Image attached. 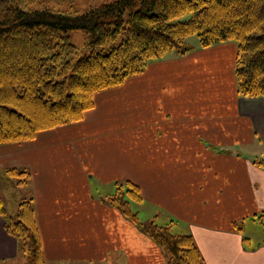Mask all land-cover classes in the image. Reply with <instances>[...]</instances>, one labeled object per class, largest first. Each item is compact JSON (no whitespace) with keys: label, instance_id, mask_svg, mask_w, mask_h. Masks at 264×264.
Here are the masks:
<instances>
[{"label":"crops","instance_id":"obj_1","mask_svg":"<svg viewBox=\"0 0 264 264\" xmlns=\"http://www.w3.org/2000/svg\"><path fill=\"white\" fill-rule=\"evenodd\" d=\"M191 46L96 92L80 120L0 144L17 206L32 198L45 264H166L101 193L126 180L164 225L191 234L203 264H264V242L241 225L264 217V166L248 153L264 148V99L238 92L235 41ZM7 167L26 168L27 182L16 186ZM20 254L0 216V264Z\"/></svg>","mask_w":264,"mask_h":264},{"label":"trees","instance_id":"obj_2","mask_svg":"<svg viewBox=\"0 0 264 264\" xmlns=\"http://www.w3.org/2000/svg\"><path fill=\"white\" fill-rule=\"evenodd\" d=\"M36 1L0 0V144L80 120L96 92L122 84L171 49L190 51L185 39L192 34L200 47L235 41L238 92L264 99V0H113L83 12L33 8ZM184 14L187 19H177ZM74 30L84 31L83 48L69 41ZM254 164L263 167L264 159ZM4 171L18 187L30 175L23 167ZM123 185L128 199L142 200L138 187L126 180L116 184L110 201L138 222L130 200L114 202ZM0 216L25 264H44L32 198L18 202L15 216L7 215L0 198ZM143 229L167 252L166 264H203L190 233L154 221Z\"/></svg>","mask_w":264,"mask_h":264},{"label":"rangeland","instance_id":"obj_3","mask_svg":"<svg viewBox=\"0 0 264 264\" xmlns=\"http://www.w3.org/2000/svg\"><path fill=\"white\" fill-rule=\"evenodd\" d=\"M111 1H113V0H37L32 5V7L39 9L45 5V6H49V7H54V8L59 9V10H71V11L77 10L79 12H83V11L87 10L89 7H96L102 3L111 2ZM128 12H129V10H126L125 17L128 16ZM188 16H189V14H184L182 16H179L177 19L178 20H185L188 18ZM84 37H85V33L83 30H74V31H71L68 33L69 41L71 43H73L75 46H77L78 48H83ZM185 41L187 43H189L190 45H194V44L198 43V39H197V36L195 34L188 36L185 39ZM108 46H109V44L105 45V48H107ZM52 51H53V47H52V42H51L50 43V52H52ZM87 52H88V50H86V53ZM248 151H249L248 152L249 154H255L257 157L264 159V148H263V146L260 145L257 147H253V148H250ZM8 178H10L13 182H15V180H16L14 177H11V176H9ZM125 189H126V186L123 185L120 188L121 193H119L117 195L118 199H116L114 202H118V203L120 202L121 203V201L130 200V199H128L126 192H124ZM114 192H115V189L113 187V188H111V190L105 189L101 193L106 194V195L111 194V196H112L114 194ZM0 196L3 199V203L6 205L5 208L7 209V215L8 216H15L17 213V204L14 200V195L11 191L10 185L7 182V178H5L1 172H0ZM130 208H131L132 212L137 214L138 222H133L126 215H124V216H125V218H127L129 220L130 224L132 226H134V228H136L139 232L146 234L144 229H143V226L147 225L151 221H154L156 224H159V225L167 224L166 216L164 214L160 213L159 211L157 212L156 208L153 207L145 199H143L142 201H139V202L131 199L130 200ZM117 209L121 210V208L119 206H117ZM156 212H157L158 216H155ZM260 219L261 218H256L255 220H253L252 218H245L244 219L245 221L243 223H241V225H243L242 226L243 227L242 228L243 233L250 236L253 243L264 242V217L261 220ZM168 224H169V222H168ZM172 231L177 232L175 228H174V230L172 229ZM26 262H27V258L25 256V254L24 255L20 254L18 257V261L16 263H13V264H25Z\"/></svg>","mask_w":264,"mask_h":264}]
</instances>
